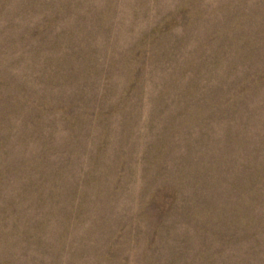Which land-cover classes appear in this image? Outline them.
Instances as JSON below:
<instances>
[{
	"label": "rangeland",
	"instance_id": "1",
	"mask_svg": "<svg viewBox=\"0 0 264 264\" xmlns=\"http://www.w3.org/2000/svg\"><path fill=\"white\" fill-rule=\"evenodd\" d=\"M0 264H264V0H0Z\"/></svg>",
	"mask_w": 264,
	"mask_h": 264
}]
</instances>
